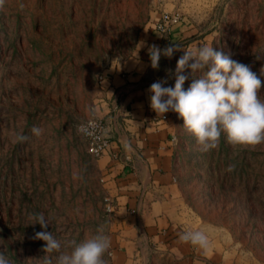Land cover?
I'll use <instances>...</instances> for the list:
<instances>
[{
    "label": "rangeland",
    "instance_id": "obj_1",
    "mask_svg": "<svg viewBox=\"0 0 264 264\" xmlns=\"http://www.w3.org/2000/svg\"><path fill=\"white\" fill-rule=\"evenodd\" d=\"M193 6L210 17L204 28L215 32L213 47L259 76L264 0H5L0 7V251L13 264H40L44 242L33 236L42 229L29 225L32 213L43 212L65 245L101 225L109 234L98 158L78 130L93 114L97 75L147 46L152 19ZM182 54L162 56L153 81L174 86L168 70ZM172 114L183 224L210 241L194 264H264V144L234 149L222 135L218 148L202 153ZM13 133L28 139L13 143ZM110 251L104 259L114 264Z\"/></svg>",
    "mask_w": 264,
    "mask_h": 264
},
{
    "label": "crops",
    "instance_id": "obj_2",
    "mask_svg": "<svg viewBox=\"0 0 264 264\" xmlns=\"http://www.w3.org/2000/svg\"><path fill=\"white\" fill-rule=\"evenodd\" d=\"M185 10L167 37L156 29L161 14L152 19L147 46L114 60L97 75L92 113L104 120L111 144L96 162L103 192L117 204L108 215L114 264H194L201 251L179 238L190 227L183 224L177 177L178 121L172 112L156 114L148 92L156 82L148 47L190 49L216 42L215 32L204 28L210 19L206 11L201 15L194 6ZM100 74L106 76L101 83Z\"/></svg>",
    "mask_w": 264,
    "mask_h": 264
},
{
    "label": "clouds",
    "instance_id": "obj_3",
    "mask_svg": "<svg viewBox=\"0 0 264 264\" xmlns=\"http://www.w3.org/2000/svg\"><path fill=\"white\" fill-rule=\"evenodd\" d=\"M4 2L0 0V7ZM175 52L183 54L177 60L175 72L168 70L175 77L174 86L166 87L167 79L152 83L148 89L150 108L156 114L176 113L202 153L218 148L222 135L234 149L264 144V95L261 92L264 67L258 76L249 65L232 59L230 54L212 45L184 49L171 44L163 49L157 45L148 47L151 68L158 70L161 57L171 59ZM94 127L91 123L81 124L78 130L91 136ZM43 131L36 126L32 128L37 137ZM27 139L22 133H13L12 142ZM226 171H234V165L230 164ZM28 219L29 225L39 224L42 229L33 236L44 242L40 264H107L104 256L111 242L102 225L80 242L65 245L47 230L50 221L43 212L29 214ZM179 238L204 251L210 247L203 229L185 231ZM0 264H13L3 251H0Z\"/></svg>",
    "mask_w": 264,
    "mask_h": 264
},
{
    "label": "built area",
    "instance_id": "obj_4",
    "mask_svg": "<svg viewBox=\"0 0 264 264\" xmlns=\"http://www.w3.org/2000/svg\"><path fill=\"white\" fill-rule=\"evenodd\" d=\"M182 17L183 15L180 10L164 11L156 24V29L161 34H163L164 37H167L170 35L173 27L182 20ZM105 79L106 76L104 74H100L98 76V80L100 83L103 82ZM89 123L95 125V127L91 129L93 135L87 136L82 134L81 132L80 133L86 142L88 153L95 158H99L109 151L111 141L107 135V128L103 119L92 114L90 117L82 121L79 126L81 124L87 125ZM104 205L107 215H113L117 205L114 198L110 195L105 196ZM188 230L191 229H184V232Z\"/></svg>",
    "mask_w": 264,
    "mask_h": 264
}]
</instances>
